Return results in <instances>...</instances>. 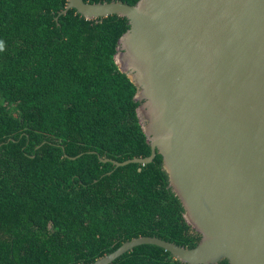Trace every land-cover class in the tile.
<instances>
[{
	"label": "trees",
	"instance_id": "trees-1",
	"mask_svg": "<svg viewBox=\"0 0 264 264\" xmlns=\"http://www.w3.org/2000/svg\"><path fill=\"white\" fill-rule=\"evenodd\" d=\"M67 3L0 0V264L89 263L139 235L196 246L161 153L101 159L152 150L115 60L128 18ZM110 264L191 263L143 243Z\"/></svg>",
	"mask_w": 264,
	"mask_h": 264
},
{
	"label": "water",
	"instance_id": "water-1",
	"mask_svg": "<svg viewBox=\"0 0 264 264\" xmlns=\"http://www.w3.org/2000/svg\"><path fill=\"white\" fill-rule=\"evenodd\" d=\"M89 19L125 16L115 60L137 85L138 116L189 224L188 247L139 235L92 262L143 243L191 264H264V0H68ZM73 156L72 158H76ZM111 172V171H110Z\"/></svg>",
	"mask_w": 264,
	"mask_h": 264
}]
</instances>
